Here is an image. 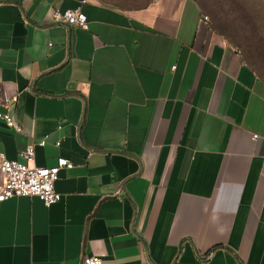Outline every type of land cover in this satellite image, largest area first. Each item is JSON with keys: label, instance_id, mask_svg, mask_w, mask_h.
I'll list each match as a JSON object with an SVG mask.
<instances>
[{"label": "crops", "instance_id": "obj_1", "mask_svg": "<svg viewBox=\"0 0 264 264\" xmlns=\"http://www.w3.org/2000/svg\"><path fill=\"white\" fill-rule=\"evenodd\" d=\"M81 2L0 0V152L74 165L0 203V264H264V81L193 0Z\"/></svg>", "mask_w": 264, "mask_h": 264}, {"label": "built area", "instance_id": "obj_2", "mask_svg": "<svg viewBox=\"0 0 264 264\" xmlns=\"http://www.w3.org/2000/svg\"><path fill=\"white\" fill-rule=\"evenodd\" d=\"M87 0H82V4ZM49 20L55 23H62L67 26L79 27L88 30V21L80 8L60 11L53 9L49 13ZM202 22L208 23V17L202 16ZM18 96L5 97L1 106L5 111L0 112V121L7 129L15 133H21L20 124L11 115V103H16ZM253 139H257L254 135ZM38 146H44L45 142L39 141ZM21 161L9 160L5 154L0 152V203L18 197L37 198L44 206L50 207L57 203L61 195L55 190V182L62 169H72L73 164L64 158H58L56 165L52 167H37L33 165L34 145H28L20 153ZM102 259L93 255L84 257L80 264H101Z\"/></svg>", "mask_w": 264, "mask_h": 264}, {"label": "rangeland", "instance_id": "obj_3", "mask_svg": "<svg viewBox=\"0 0 264 264\" xmlns=\"http://www.w3.org/2000/svg\"><path fill=\"white\" fill-rule=\"evenodd\" d=\"M100 2L119 8L136 9L151 3L153 0H99ZM235 6L225 7L223 14L215 15L220 22L232 25L237 33L247 40L250 49L251 66L256 74L264 81V0H235ZM232 10V12L230 11ZM203 15L211 22V8H202ZM243 40V41H244ZM238 44V43H237ZM239 51H245L240 46ZM249 63V62H248Z\"/></svg>", "mask_w": 264, "mask_h": 264}, {"label": "trees", "instance_id": "obj_4", "mask_svg": "<svg viewBox=\"0 0 264 264\" xmlns=\"http://www.w3.org/2000/svg\"><path fill=\"white\" fill-rule=\"evenodd\" d=\"M193 1L199 6L201 12H203L202 8H211L210 14H211L212 19H211V22H208L209 28L216 35L224 38L228 42V44L236 48L237 51H239L240 46H243L245 51L243 53H241L240 51L239 52L243 60L252 68L251 66L252 59H250V55H249V53L251 52L249 49L250 43H248L247 40H244L243 36L237 33L236 29L232 25L228 23H224V22L222 23L220 22V20L218 21L215 16V15L223 14V11H225L224 8L228 7V3H229V6H235L236 1L235 0H193ZM149 4L150 3H147L142 7H139L136 9H128V10L143 9L147 7ZM230 11L232 12V10ZM225 13H227V11H225Z\"/></svg>", "mask_w": 264, "mask_h": 264}]
</instances>
